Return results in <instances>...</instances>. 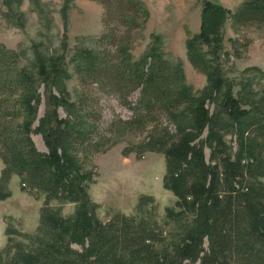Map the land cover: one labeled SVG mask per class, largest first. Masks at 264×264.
Listing matches in <instances>:
<instances>
[{
	"label": "trees",
	"instance_id": "16d2710c",
	"mask_svg": "<svg viewBox=\"0 0 264 264\" xmlns=\"http://www.w3.org/2000/svg\"><path fill=\"white\" fill-rule=\"evenodd\" d=\"M2 1L7 7L12 2ZM91 1L103 10V29L94 51L87 54L88 66L77 70L79 83L87 90L69 103L63 86L67 74L59 59L49 60L37 52V75L47 90V108L34 131L38 82L29 72L19 71L16 55L0 45V109L12 94H21L17 114L9 106L3 114L0 110V182L14 174L23 191L44 195L45 207L50 202L77 206L67 219L42 208L33 235L9 227L6 235H19L26 242L12 244L8 239L5 252L14 254L0 264H264V185L257 181L264 176L259 157L264 149V112L253 114L241 108L231 85L201 48L207 46V53L216 56L231 13L216 1L201 0L200 32L186 40L185 47L189 63L206 76L207 85L193 91L185 85L181 67L163 59L160 37L152 36V44L139 60L121 49L120 31L138 30L149 17L142 1ZM233 18L244 27L264 22V0H247ZM94 88L123 97L122 105L132 117L120 124L130 131L160 124L159 116L174 125L175 136L166 142L155 139L148 149L164 154V188L178 199V207L192 214L180 229L164 232L150 212H142L150 198L139 201L140 216L114 214L106 222L96 217L85 187L92 182L91 174L80 162L90 149L99 151L102 146L100 140H93L95 125L85 108L87 92ZM135 91L139 96L133 105L126 96ZM217 97L222 98L226 113L210 115L206 103ZM59 108L65 110V119L59 118ZM16 115H22L23 122L17 124ZM204 131L207 136L201 140ZM33 132L42 136L46 154L35 148L30 139ZM230 135L238 146L234 155L225 142ZM204 146L211 152L209 164L204 161ZM245 158L253 159L252 163L245 164ZM246 175L256 180L246 183ZM7 195L0 187V200ZM166 213L168 218L182 215L168 209Z\"/></svg>",
	"mask_w": 264,
	"mask_h": 264
},
{
	"label": "rangeland",
	"instance_id": "374dc122",
	"mask_svg": "<svg viewBox=\"0 0 264 264\" xmlns=\"http://www.w3.org/2000/svg\"><path fill=\"white\" fill-rule=\"evenodd\" d=\"M10 6L0 0V45L11 51L18 58L17 69L32 74L36 82V94L39 96L33 131L47 108V90L37 75V52L47 59H59V64L66 71L63 82L64 95L69 103H74L78 95L85 93L87 85L79 83L78 69L88 66L87 54L94 51L97 38L102 33L101 6L91 0H11ZM147 8L149 17L138 30L120 31L122 48L128 51L133 60H139L152 44V36L161 39L160 47L163 59L181 67L183 81L193 91H200L207 85L206 76L195 69L186 56L185 42L200 32L201 0H140ZM217 2L231 13L223 25L222 44L214 57L208 54L209 48L202 45L207 60L214 68H219L224 79L231 85L233 97L242 109L258 114L264 112V22L248 26L236 25L233 16L238 14L247 0H209ZM66 2L68 3L65 6ZM65 6V7H64ZM63 8H65L63 10ZM64 11V14H63ZM114 27H110V29ZM111 58L114 57L110 54ZM54 94L58 96L54 90ZM12 94L6 106L17 108L19 96ZM85 108L91 112V121L95 125L93 140H100L101 149H90L86 156H81L82 169L91 174V183H85L86 192L95 206V215L106 222L114 214L140 216L137 210L139 201L152 199L145 204L142 212H150L152 219L164 232L180 229L181 224L192 218V214L177 206L178 199L164 188L166 174L165 156L160 151H150L149 142L163 138L168 140L176 135V130L164 117L160 124L147 125L136 131L123 127L120 121L130 120L132 112L122 105L123 97L112 92H87ZM139 92L126 96L135 104ZM222 98L207 102L210 115L226 113L222 108ZM60 119H65L63 108L57 110ZM17 124L23 122L22 115H16ZM10 117H7L9 120ZM204 131L201 140H205ZM30 139L37 151L47 153L44 140L40 134L32 133ZM232 155L237 152L234 136L225 138ZM157 147V145H156ZM204 161L209 164L210 149L204 146ZM264 166V149L259 152ZM233 158V157H232ZM253 159L245 158L244 163ZM241 163V164H244ZM3 164L0 160V176ZM244 182H251V178ZM257 181L264 185V176ZM222 189L224 186L222 185ZM0 187L8 195L0 200V261H10L13 252H5L8 239L13 243H25L19 235H6L10 227L18 234L33 235L38 226L40 211L45 207L42 193L31 195L23 191L20 179L11 174ZM222 195V194H220ZM190 198H188L189 200ZM191 200V199H190ZM49 212L67 219L73 216L77 206L71 203L50 202L45 207ZM152 208V209H151ZM166 209L177 218H168ZM175 219V220H174ZM208 244L204 240L203 248Z\"/></svg>",
	"mask_w": 264,
	"mask_h": 264
}]
</instances>
